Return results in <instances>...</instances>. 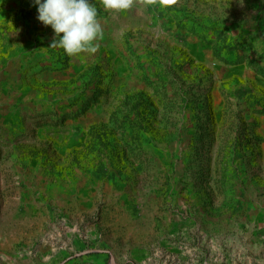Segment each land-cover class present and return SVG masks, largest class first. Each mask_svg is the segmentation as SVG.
I'll return each mask as SVG.
<instances>
[{
	"label": "rangeland",
	"instance_id": "obj_1",
	"mask_svg": "<svg viewBox=\"0 0 264 264\" xmlns=\"http://www.w3.org/2000/svg\"><path fill=\"white\" fill-rule=\"evenodd\" d=\"M95 4L0 0V264H264V0Z\"/></svg>",
	"mask_w": 264,
	"mask_h": 264
},
{
	"label": "clouds",
	"instance_id": "obj_2",
	"mask_svg": "<svg viewBox=\"0 0 264 264\" xmlns=\"http://www.w3.org/2000/svg\"><path fill=\"white\" fill-rule=\"evenodd\" d=\"M37 6V19L51 26L55 37L49 48L63 49L72 57L84 62L87 55L95 54L103 39V27L98 18L95 0H33ZM107 11L124 12L131 9L135 0H99ZM167 7L173 0H158ZM87 54V55H85Z\"/></svg>",
	"mask_w": 264,
	"mask_h": 264
}]
</instances>
